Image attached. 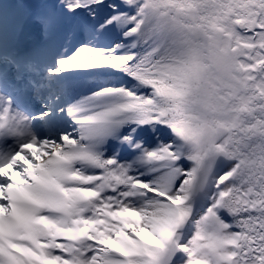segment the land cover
<instances>
[{
	"label": "snow or ice",
	"instance_id": "obj_1",
	"mask_svg": "<svg viewBox=\"0 0 264 264\" xmlns=\"http://www.w3.org/2000/svg\"><path fill=\"white\" fill-rule=\"evenodd\" d=\"M0 264H264V0H4Z\"/></svg>",
	"mask_w": 264,
	"mask_h": 264
},
{
	"label": "bare ground",
	"instance_id": "obj_2",
	"mask_svg": "<svg viewBox=\"0 0 264 264\" xmlns=\"http://www.w3.org/2000/svg\"><path fill=\"white\" fill-rule=\"evenodd\" d=\"M0 4H2V2L0 1ZM32 151H36V149H32ZM17 180H19V177H16ZM142 235H145V237L147 238V233H142Z\"/></svg>",
	"mask_w": 264,
	"mask_h": 264
},
{
	"label": "rangeland",
	"instance_id": "obj_3",
	"mask_svg": "<svg viewBox=\"0 0 264 264\" xmlns=\"http://www.w3.org/2000/svg\"><path fill=\"white\" fill-rule=\"evenodd\" d=\"M2 2V4L4 3V0H0Z\"/></svg>",
	"mask_w": 264,
	"mask_h": 264
}]
</instances>
